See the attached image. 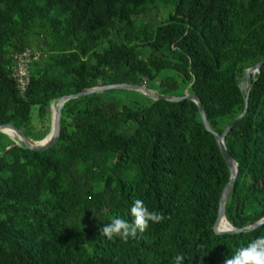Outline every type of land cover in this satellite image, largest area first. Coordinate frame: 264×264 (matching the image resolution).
Listing matches in <instances>:
<instances>
[{
  "label": "trees",
  "instance_id": "trees-1",
  "mask_svg": "<svg viewBox=\"0 0 264 264\" xmlns=\"http://www.w3.org/2000/svg\"><path fill=\"white\" fill-rule=\"evenodd\" d=\"M159 22L150 14L161 10ZM35 43L21 94L12 55ZM264 58V0H0V125L34 140L50 131L51 102L100 84H145L200 98L218 133L245 108L240 83ZM248 109L225 136L238 164L226 203L236 227L264 217V64L248 79ZM70 99L59 140L39 151L0 132V264H225L264 235L213 229L230 172L195 102ZM38 109L40 129L32 124ZM142 200L159 223L127 242L101 235L132 221Z\"/></svg>",
  "mask_w": 264,
  "mask_h": 264
},
{
  "label": "water",
  "instance_id": "water-1",
  "mask_svg": "<svg viewBox=\"0 0 264 264\" xmlns=\"http://www.w3.org/2000/svg\"><path fill=\"white\" fill-rule=\"evenodd\" d=\"M264 64V58L261 59L256 65L248 68L246 70V73L244 74L240 87L241 90L245 93V108L243 112L236 117L233 121L229 123V125L225 128V130L220 134L216 132L215 130L212 129L210 126V123L208 121V118L206 116V113L204 111L202 102L199 97H197L194 94L188 93L187 89L184 91L183 95H172V94H163L159 93L153 88L148 87L145 84H140V83H128V82H118V83H109V84H100L96 85L90 88L83 89L82 91H78L75 93L63 95L59 97L57 100L51 102L50 110H51V122H50V131L49 133L42 139L40 140H34L31 139V143H26L24 144V147L33 149V150H39L43 151L46 149H49L52 147L60 137L61 133V111L63 108V105L66 101L70 99H75V98H80L84 97L87 95L95 94V93H100L104 91H109V90H132L139 92L146 97L157 101L160 99L167 100V101H172V102H178L184 99H189L193 102H195L198 106L199 114L202 119V122L205 126V128L211 132L218 143V146L220 148V151L227 163V166L229 168L230 176L229 180L227 181L225 187L223 188V191L220 196L219 200V208H218V215L216 218V221L213 225V229L216 234L222 235V234H234V233H241V232H249L252 231L264 224V217L260 218L259 220L255 221L254 223L244 225L241 227H236L233 223L229 221L226 215V203L229 199V195L231 193V190L233 188L234 182L237 178L238 175V164L237 162L233 159V157L230 155L228 152L226 145H225V136L227 133L230 131V129L239 121L241 120L248 109V96H249V90L252 87V84H248V79L252 74L259 73L261 66ZM10 128L17 130V132L23 136H28L24 130L20 129L17 125L7 123V124H1L0 125V132L5 133V129ZM56 129V136L53 140L46 141L49 136H51L52 131ZM29 137V136H28ZM15 144H18L14 141ZM223 220L226 221V224H223Z\"/></svg>",
  "mask_w": 264,
  "mask_h": 264
},
{
  "label": "clouds",
  "instance_id": "clouds-1",
  "mask_svg": "<svg viewBox=\"0 0 264 264\" xmlns=\"http://www.w3.org/2000/svg\"><path fill=\"white\" fill-rule=\"evenodd\" d=\"M132 221L113 218L110 223L100 229L101 235L112 240L116 237L127 242L143 234L149 227V222L159 223L164 219L162 213L150 211L142 200H135L130 208ZM182 254L173 257L174 264H183ZM225 264H264V235L257 237L247 246L238 249L234 255L226 259Z\"/></svg>",
  "mask_w": 264,
  "mask_h": 264
},
{
  "label": "built area",
  "instance_id": "built-area-1",
  "mask_svg": "<svg viewBox=\"0 0 264 264\" xmlns=\"http://www.w3.org/2000/svg\"><path fill=\"white\" fill-rule=\"evenodd\" d=\"M42 51L38 47H27L17 51L12 55L13 64L11 66L12 76L17 82V87L21 94L27 91L30 83V66L38 61Z\"/></svg>",
  "mask_w": 264,
  "mask_h": 264
},
{
  "label": "rangeland",
  "instance_id": "rangeland-1",
  "mask_svg": "<svg viewBox=\"0 0 264 264\" xmlns=\"http://www.w3.org/2000/svg\"><path fill=\"white\" fill-rule=\"evenodd\" d=\"M165 16H167V11L165 12L164 9H162L161 12H158L156 15H154L153 13L150 14V16H148V18L152 17L153 21L159 22V21L163 20L165 18ZM31 47H36L35 43H33L31 45ZM102 93H110V92L104 91ZM112 94L119 97V98H122V99L138 98V95H134V91H132V90H122V91H118V92L114 91V92H112ZM31 119H32V124L35 126V128L37 130L42 128L44 125H46V122L42 123L41 121H39L38 109L36 107L33 108V110H32Z\"/></svg>",
  "mask_w": 264,
  "mask_h": 264
},
{
  "label": "bare ground",
  "instance_id": "bare-ground-1",
  "mask_svg": "<svg viewBox=\"0 0 264 264\" xmlns=\"http://www.w3.org/2000/svg\"><path fill=\"white\" fill-rule=\"evenodd\" d=\"M5 134L8 137H10L13 141H15L16 143H18L19 145H21V144L24 145L26 143L32 144L31 143V139L32 138H30L28 136H23V135L19 134L17 132V130L10 129V128H6L5 129ZM55 136H56V129L54 128V130L51 133V136H49L46 141L53 140L55 138ZM223 224H226V221L225 220H223Z\"/></svg>",
  "mask_w": 264,
  "mask_h": 264
}]
</instances>
